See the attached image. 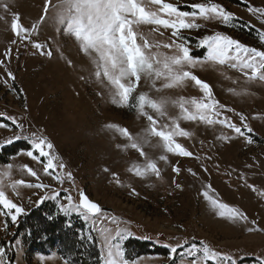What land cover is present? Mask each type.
Segmentation results:
<instances>
[{
	"label": "snow or ice",
	"instance_id": "6c2138e0",
	"mask_svg": "<svg viewBox=\"0 0 264 264\" xmlns=\"http://www.w3.org/2000/svg\"><path fill=\"white\" fill-rule=\"evenodd\" d=\"M13 7L12 0H0V22L13 37L8 41L9 46L3 52V58H0V85L11 88L16 80L8 67L13 45L30 46L35 50L33 54L39 52L49 58L53 56L48 44L33 39L39 34L41 25L51 22L57 35L74 39L80 53L92 65L90 78L106 89L110 102L134 111L137 120L142 118L146 121L137 133L117 123L103 125V130L111 133L113 140L120 137L126 141L115 145L118 150L138 153L139 159L132 161L126 169L131 175L141 179L155 177L162 180L160 162L171 164L170 155L200 159L180 142L179 138L190 140L195 136V132L183 127L182 122L207 127L219 125L243 137L247 144L254 142L250 135L253 129L247 123L248 117L216 99L212 86L195 71L228 68L239 72L245 80L264 81V49L243 44L223 32L215 31L200 36L195 47L206 49V52L203 57L193 55V44L189 38L193 31L201 32L212 24L229 26L235 19L233 12L215 0H199L183 7L180 0H43L41 14L30 27L22 22L21 14L13 11ZM247 11L264 25V7L249 4ZM257 31L259 40L264 44V29ZM57 51L61 59H65L59 46ZM65 62L69 67L74 66L71 59ZM220 74L232 80L225 72L221 71ZM80 78L85 79L83 76ZM232 82L238 83L237 80ZM188 88L196 89L199 95L177 94ZM228 92L237 96L249 95L248 89L243 87L239 90L229 88ZM229 112L239 117V124L227 115ZM0 118L11 121V125L0 123V128L14 131L4 144L25 140L28 149H22L17 155L27 156L36 165L18 164L14 156L12 162L0 166V218H3L0 228L8 233L9 225H16L19 218L27 214L24 205L16 202L23 199L22 189L44 193H33L39 196L34 202L39 205L46 199L57 200L60 196V191L45 183L44 178L50 177L61 186L67 181L73 188L75 179L72 172L66 170V165L55 152L54 144L43 130L29 132L23 118L18 119L6 112L0 111ZM256 118L264 119V116L253 117ZM216 139L227 141L232 136L221 133ZM146 148L158 150L159 155L154 158ZM171 167L177 176L182 171L178 162L171 164ZM103 170L110 171L108 168ZM203 170L208 171L207 168ZM187 171L196 175L191 168ZM111 175L118 185L123 186L118 173L113 172ZM240 178L244 179L243 175ZM172 183L182 189L175 178ZM245 186L264 198V189H258L246 180ZM61 191L67 193L64 196L67 203L58 200L59 211L66 216L76 213L84 221L90 222V231L81 235L80 239L99 243L100 264H153L155 258L129 253L125 247L124 242L135 235L129 224L115 216L109 217L101 205L89 199L82 190L77 193L78 200L72 196L71 189L61 188ZM130 195L138 196L139 193L131 188ZM200 195L217 217L232 224L242 223L248 232L264 231L256 220H249L241 209L221 201L211 184L204 185ZM29 201L32 202L31 198ZM140 238L153 239L147 235ZM169 240H175V243L167 242L163 246L168 249L167 260L170 264H238L237 257L215 248L205 240L199 243L195 242V237L191 240L187 237H170ZM156 242L162 243L159 234ZM20 245L21 241L17 239L14 244L9 242L8 247L0 246V264H12L8 252L15 248L19 257L22 250ZM54 256H41L39 259L44 262ZM60 259L63 264H71L70 259ZM256 261L257 264H264V254L257 256Z\"/></svg>",
	"mask_w": 264,
	"mask_h": 264
},
{
	"label": "rangeland",
	"instance_id": "374dc122",
	"mask_svg": "<svg viewBox=\"0 0 264 264\" xmlns=\"http://www.w3.org/2000/svg\"><path fill=\"white\" fill-rule=\"evenodd\" d=\"M12 2L13 11L21 14L22 22L26 26L30 27L31 23L39 18L43 0ZM192 2L199 0H180V5L183 7ZM215 2L233 12L235 19L229 26L212 24L201 32L193 31L189 38L193 44L194 56L203 57L206 52V49L195 47L198 38L215 31L223 32L248 46L264 49L257 31L264 29V25L247 11L249 4L264 7V0H215ZM12 38L11 32L5 31V25L0 22V58H3V52ZM33 39L48 44L54 54L49 58L40 55L39 52L33 54L35 50L30 46L27 48L19 44L12 46V58L8 67L16 80L11 88L0 85V111L15 115L18 119L23 118L24 126L29 132L43 130L54 144L55 152L66 165V170L72 172L75 187L73 188L67 181L61 186L50 177L44 178L45 183L60 191V196L57 200L46 199L39 205L34 203L39 196L33 193L37 192L40 195L44 193L40 190L22 189L23 199L16 202L24 205L27 214L33 209L45 206L46 203L53 204L55 210L63 214L59 211L57 203L58 200L67 203L64 200L67 193L61 191V188L71 189V194L76 200L78 191L82 190L89 199L100 204L109 217L115 216L130 225L135 235L129 239L151 244V250L156 253L139 256L155 258L153 264H170L167 260L168 249L163 246V243H175V240H169L170 237H187L190 240L195 237L196 243L205 240L215 248L237 257L238 264H257L256 257L264 254V231L248 232L242 223L232 224L217 217L200 193L204 185L211 184L221 201L238 207L248 215L249 220H256L258 225L264 228V198L245 186L246 180L248 184L264 189V119H253L254 116H264V81L245 80L239 72L228 68L196 69V74L212 86L216 99L235 112L248 117L247 123L253 129L250 135L254 142L247 144L243 137L219 125L207 127L182 122V126L194 131L195 136L190 140L179 138L180 142L200 159L170 155L171 164L178 162L182 169L178 176L172 172L171 164L160 162L162 180L155 177L141 179L126 170L132 161L139 159L138 153L133 150L127 153L118 150L115 145L126 141L120 137L113 140L112 134L103 130V125L117 123L137 133L145 126L146 121L142 118L137 120L134 111L117 107L110 102L106 89L98 85L94 78H90L92 65L80 53L74 39L57 35L51 22L41 25L39 34L33 36ZM57 46L62 49L65 59H61ZM66 59H71L74 66L69 67ZM221 71L238 83L234 84L232 80L225 79L220 74ZM81 76L85 79H81ZM242 87L248 89L249 95L237 96L228 92L229 88L239 90ZM177 94L199 95L194 88ZM227 115L237 124L240 123L238 116L231 112ZM0 123L11 125V121L2 118ZM221 133L232 136V139L217 140L216 137ZM13 134V130L0 128V145H3L0 150L18 143L22 144L23 148L29 147L25 140L10 145L4 144V141ZM145 150L154 158L159 155L158 150L148 148ZM15 157L18 164L28 163L30 166H36L27 156L16 154ZM11 158L8 163L12 162ZM248 165L253 167L249 168ZM104 168L110 171L105 172ZM189 168L196 173L195 176L187 171ZM204 168L208 171L205 172ZM113 172L119 174L123 186L115 182L111 175ZM241 175L244 179L240 178ZM173 178L182 185V189L175 187L172 183ZM131 188H135L139 195H130ZM68 216H78L77 219L90 230V222L84 221L76 213ZM180 225L183 227H179ZM14 228L15 225H12L8 233L0 228V246L8 247ZM158 234L162 243L156 242ZM145 235L153 239L140 238ZM18 239L21 241L22 250L17 257L16 249L12 248L13 264H17V259L19 264H63L55 258L42 262L37 261L32 255L26 256L21 237ZM97 244L100 250V245ZM51 254L42 256L49 257ZM57 257L60 259L58 255Z\"/></svg>",
	"mask_w": 264,
	"mask_h": 264
},
{
	"label": "trees",
	"instance_id": "16d2710c",
	"mask_svg": "<svg viewBox=\"0 0 264 264\" xmlns=\"http://www.w3.org/2000/svg\"><path fill=\"white\" fill-rule=\"evenodd\" d=\"M23 147L22 144L18 143L0 150V165L8 163L9 159L20 150L28 149ZM77 218L78 216H64L55 210L53 204L46 203L45 206L33 209L19 218L10 241L12 243L21 237L26 256L56 253L59 257L70 259L71 264H100L98 242L80 239L81 235L90 230ZM11 228L12 225L10 224L9 229ZM93 235L96 234L93 233ZM124 244L129 253L136 255H153L156 253L151 250V244L147 242L128 239ZM8 256L13 264L14 252L12 248L9 250Z\"/></svg>",
	"mask_w": 264,
	"mask_h": 264
},
{
	"label": "crops",
	"instance_id": "0c3cea01",
	"mask_svg": "<svg viewBox=\"0 0 264 264\" xmlns=\"http://www.w3.org/2000/svg\"><path fill=\"white\" fill-rule=\"evenodd\" d=\"M53 254H55V253H53ZM53 254H51V256H49V257H53ZM37 261H40V257L42 256V254H40V255H32ZM44 257H46V256H44ZM54 258L56 259V260H58L59 262H63L61 259H59L58 257H57V255H55L54 256Z\"/></svg>",
	"mask_w": 264,
	"mask_h": 264
}]
</instances>
